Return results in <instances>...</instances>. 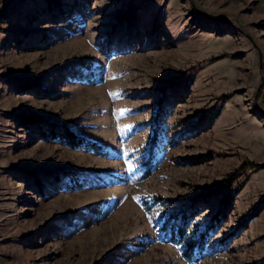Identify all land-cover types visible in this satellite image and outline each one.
Instances as JSON below:
<instances>
[{
    "label": "rangeland",
    "instance_id": "374dc122",
    "mask_svg": "<svg viewBox=\"0 0 264 264\" xmlns=\"http://www.w3.org/2000/svg\"><path fill=\"white\" fill-rule=\"evenodd\" d=\"M0 11V264H264V0ZM49 122L107 154L42 136Z\"/></svg>",
    "mask_w": 264,
    "mask_h": 264
},
{
    "label": "trees",
    "instance_id": "16d2710c",
    "mask_svg": "<svg viewBox=\"0 0 264 264\" xmlns=\"http://www.w3.org/2000/svg\"><path fill=\"white\" fill-rule=\"evenodd\" d=\"M2 12V11H0ZM1 14V13H0ZM156 125L154 127V132H153V139L155 140L153 141V145L149 146V158L146 159V166L147 169L144 172L145 175H148L155 167V162H156V154L159 151V147L156 146V142H158V138L156 139V134H158V130L160 127V124L158 123V117H160V112H157V116H156ZM25 121L27 122H35L36 119L32 118V117H27L25 118ZM41 135L42 136H46V137H51L55 140H59L67 145H70L72 147H84L90 150L95 151L96 153L99 154H107L108 152V148L107 146H105L104 144L100 143L98 140L85 136L83 134L77 133L75 131H73L70 127L66 126V125H57V124H53L50 123L46 126V128L41 129ZM33 173V172H31ZM50 173V172H47ZM232 175L228 177L227 181H228V189L224 186L222 187L221 185H215L212 186L209 191L213 190L212 192L215 193V188H219L225 189V193L223 195V205L227 206L231 204V200L233 198V194L235 192V188L234 190L232 189ZM75 182L76 184H71V187H81L82 186V181L76 178ZM225 184V183H224ZM227 185V184H226ZM232 189V190H231ZM208 194V193H207ZM204 195V197H207L208 195H210V193L208 195ZM226 210H222V212L217 211L214 216L213 219L214 220H219L220 216L224 217V215H226L225 213ZM222 213V214H220ZM225 213V214H224ZM171 223L169 222V220H167V222H165V227L168 231H171ZM172 227H177L176 225H173ZM185 233V225L181 224L179 225V227L177 229H172V234L169 237V240L174 241V242H180L181 240L179 239V237H183ZM167 237V236H166ZM167 237V238H168ZM202 238H203V234L200 238H190L187 239L186 243L187 244V248L185 249V256L192 258L194 257V255L196 257H199V254L202 253L203 251V242H202ZM195 251H198L195 253Z\"/></svg>",
    "mask_w": 264,
    "mask_h": 264
},
{
    "label": "snow or ice",
    "instance_id": "6c2138e0",
    "mask_svg": "<svg viewBox=\"0 0 264 264\" xmlns=\"http://www.w3.org/2000/svg\"><path fill=\"white\" fill-rule=\"evenodd\" d=\"M130 170H131V169H130ZM135 199H137L138 202L140 201V197H136Z\"/></svg>",
    "mask_w": 264,
    "mask_h": 264
}]
</instances>
